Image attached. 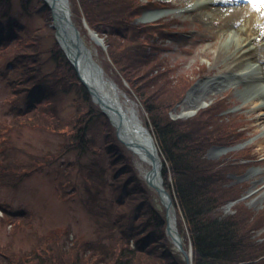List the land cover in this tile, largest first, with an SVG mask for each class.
Wrapping results in <instances>:
<instances>
[{
	"label": "trees",
	"instance_id": "16d2710c",
	"mask_svg": "<svg viewBox=\"0 0 264 264\" xmlns=\"http://www.w3.org/2000/svg\"><path fill=\"white\" fill-rule=\"evenodd\" d=\"M32 1L20 0L22 9L28 12ZM69 1L85 43L90 37L84 21L107 46L106 53L100 48L105 60L102 68L112 71L117 85L137 100L145 114L162 161L164 186L175 207L177 229L185 249L189 244L192 247V264H264V233L263 237L252 233L264 227V205L252 212L240 199L244 183L228 176L240 170L241 161L255 157L249 155L248 146L219 159L205 154L214 144L233 146L244 140L239 116L227 113L229 104L223 98L188 117H171L193 79L171 76L173 72L161 56L168 30L164 22H134L142 10L153 5L151 0ZM37 4L46 8L43 26L28 31L15 24L5 31L7 26H1V20L9 15L12 0H0V58L6 59L0 70L5 88L0 187L15 188L41 166L73 152L74 161L65 171L69 174L79 167L94 237H74L60 247L58 241L62 236L68 239L69 231L62 234L56 228L43 235L32 231L35 241L27 250L14 249L12 242L0 246V253L6 256L0 264H187L166 233L164 206L119 145L114 127L92 101L57 42L49 8L43 0ZM47 39L50 43L45 47ZM34 90L40 97L32 95ZM68 95L74 112L66 119L61 102ZM100 115L101 145L90 136V127ZM26 132L52 133L61 140L55 151L31 152L19 144ZM82 156L87 160L82 162ZM61 190L65 196L64 187ZM229 202H234L233 212L224 213L222 207ZM0 210L2 222L11 225L12 233L31 225L32 215L25 209L12 211L0 205Z\"/></svg>",
	"mask_w": 264,
	"mask_h": 264
},
{
	"label": "rangeland",
	"instance_id": "374dc122",
	"mask_svg": "<svg viewBox=\"0 0 264 264\" xmlns=\"http://www.w3.org/2000/svg\"><path fill=\"white\" fill-rule=\"evenodd\" d=\"M38 0H33L28 5V12L23 10L20 5V0H12V9L7 17L1 21V26H7L5 31H10L12 25H20L25 27L28 31L37 29L44 25L46 20V8L40 7L37 4ZM143 2L147 0H141ZM151 0L152 4L146 10H142L139 17L134 22H154L160 20L168 27L165 33V41L161 49L162 55L165 58V63L173 72L171 76L184 75L193 79L192 84L187 88L181 100L173 107L171 117L185 118L194 114L199 108L208 105L215 99H226L227 113H233L239 116L241 120L242 138L244 139L239 145L226 146L221 144H214L207 148L206 157L209 159H219L222 155L232 151L238 147H249V155L255 158L252 160L245 159L241 161L240 170L236 173H229L228 176L233 179V182H243L242 199L245 205L252 211L258 212L264 205V127L257 124L255 120L257 112L253 111V102L249 96L242 92V85L230 84L223 86L207 96L198 100V102L191 105H183L189 91L200 81L210 78L213 74L221 70L220 64L214 63L213 51L219 46L220 40L218 38L220 28L216 24L212 25L209 21L211 13L217 10V5H203L199 7H190L194 1L190 0ZM161 2L162 6L156 5ZM214 1V0H211ZM68 6L71 8V3L68 0ZM191 8V9H189ZM154 10H164L165 14L156 20L146 19L145 16ZM216 14V13H215ZM11 26V27H10ZM89 35V34H88ZM223 41V40H222ZM104 42V41H103ZM50 39L45 41V47L49 46ZM88 47L93 58L100 64H104V54L100 51V45L93 39H89ZM211 43L210 50L205 53L201 51L207 44ZM106 53L107 46L104 43L102 47ZM106 56V54H105ZM47 57L45 54L44 58ZM6 59L0 58V70L4 68ZM105 78L111 83L117 84L112 71L102 68ZM0 88L2 89L1 82ZM0 89V122L2 121V113L4 111V94L5 88ZM4 90V91H3ZM32 95L39 96L40 93L35 90ZM71 95L65 96L61 102L63 116L67 119L70 117L74 108L70 104ZM139 105V104H138ZM136 105V106H138ZM139 115L142 121H145V114L140 107ZM185 109V111L182 109ZM102 115L97 117L90 127V136L95 138L98 144H102L103 135L101 131L103 128ZM238 130V131H239ZM116 135V133H115ZM117 137V135H116ZM245 137V138H244ZM61 140L59 136L52 133L40 132H26L19 142L21 146L31 152H45L55 151L57 143ZM120 146L126 154L135 157L128 150V148L118 139ZM30 143V146L26 145ZM87 155H92L94 158L97 154H92L87 151ZM87 157V156H86ZM85 156L81 157L84 162ZM75 154L73 152L65 154L52 164H45L38 170L26 177L22 183L15 188L0 187V205L7 209L17 211L25 209L31 215V225L25 226L15 233L11 231V225L2 222L3 211L0 210V246L7 242H12L14 249L27 250L35 241V236L31 235L32 231H37L38 234L43 235L50 232L52 229H62V234L69 231V237L58 241L59 246L63 247L76 239H91L94 237L93 233V219L86 209L83 199L85 198V187L83 186V178L79 176L78 166L72 168L68 174L65 171L66 165L70 161H74ZM263 160V161H262ZM136 166V163H134ZM137 169V166H136ZM227 176V177H228ZM75 183L76 186L71 184ZM64 187L66 191L65 196L62 194L61 188ZM234 202L225 204L223 208L224 213H232ZM154 206L161 210L160 205L154 200ZM131 216V218H133ZM177 218V217H176ZM253 236L263 237L264 227L256 228L252 231ZM6 256L0 253V263Z\"/></svg>",
	"mask_w": 264,
	"mask_h": 264
},
{
	"label": "bare ground",
	"instance_id": "6f19581e",
	"mask_svg": "<svg viewBox=\"0 0 264 264\" xmlns=\"http://www.w3.org/2000/svg\"><path fill=\"white\" fill-rule=\"evenodd\" d=\"M56 1V9L63 7L65 2L68 4L66 0ZM190 1H194L190 7L209 4L218 7L208 17L212 25L216 24L220 28V43L213 54L214 63L220 64L221 70L197 83L187 94L183 105L193 106L200 98L223 86L242 85V92L254 104L257 124L264 127V0ZM164 14V10H154L145 18L156 20ZM210 46L211 43L207 44L201 53L210 50ZM81 77L100 95L106 113L119 125V137L128 142L126 147L135 157L134 163L138 171L144 177L150 173L153 183L158 184L159 176L153 169L154 161L150 157L156 154V150L148 129L140 118L136 102L94 67L82 65ZM183 110L185 111L184 108L182 112ZM168 223L174 235L176 214L173 206L168 210Z\"/></svg>",
	"mask_w": 264,
	"mask_h": 264
},
{
	"label": "water",
	"instance_id": "95a60500",
	"mask_svg": "<svg viewBox=\"0 0 264 264\" xmlns=\"http://www.w3.org/2000/svg\"><path fill=\"white\" fill-rule=\"evenodd\" d=\"M47 5L50 8L51 11V26L55 29V37L60 43L62 49L64 50L65 54L67 55L69 61L73 64L75 67V70L80 78V80L83 82V84L87 87L89 90L92 99L95 103L99 105V108L103 113H105L112 125L115 127L116 134L118 139L126 146L128 145V142H125L123 139L119 137V125L113 121V119L109 116V114L106 113V109L103 106V101L99 94L93 91L92 87L88 85L81 77V66L89 65L91 67H94L101 71V68L99 65L95 62V60L91 57L90 51L88 47L86 46L83 38L81 37L80 31L77 29L75 23L73 22L70 14V10L68 6L66 5V2L63 7H57L55 8L57 1L56 0H45ZM87 27V26H86ZM88 28V27H87ZM88 32L90 34V37L95 40L98 44H100L102 47H104L102 38H99L97 34L88 28ZM149 132V131H148ZM150 134V132H149ZM151 142L156 150V154L150 155L151 159L154 161L153 163V169H155L159 176V183L155 184L153 183L150 173H148L144 179L147 182V184L153 188L161 202L166 208V220H167V226H166V232L171 237L173 243L176 245L177 249L183 254L185 257L186 263L190 264L189 258L191 255V250L189 253L186 252V250L183 247V243L181 241V238L179 236V233L177 230H175L174 235L172 231L170 230L169 223H168V210L172 206L171 197L168 193V191L163 186V179L161 177V163L160 158L157 153V148L154 143L153 137L150 134ZM153 175V174H152Z\"/></svg>",
	"mask_w": 264,
	"mask_h": 264
},
{
	"label": "snow or ice",
	"instance_id": "6c2138e0",
	"mask_svg": "<svg viewBox=\"0 0 264 264\" xmlns=\"http://www.w3.org/2000/svg\"><path fill=\"white\" fill-rule=\"evenodd\" d=\"M255 6V5H254Z\"/></svg>",
	"mask_w": 264,
	"mask_h": 264
}]
</instances>
